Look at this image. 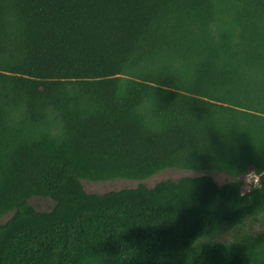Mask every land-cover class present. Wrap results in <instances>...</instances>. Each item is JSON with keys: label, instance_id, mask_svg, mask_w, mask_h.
Returning <instances> with one entry per match:
<instances>
[{"label": "trees", "instance_id": "obj_1", "mask_svg": "<svg viewBox=\"0 0 264 264\" xmlns=\"http://www.w3.org/2000/svg\"><path fill=\"white\" fill-rule=\"evenodd\" d=\"M174 168L230 178L82 183ZM11 212L0 264H264V230L208 241L264 213V0H0Z\"/></svg>", "mask_w": 264, "mask_h": 264}, {"label": "rangeland", "instance_id": "obj_2", "mask_svg": "<svg viewBox=\"0 0 264 264\" xmlns=\"http://www.w3.org/2000/svg\"><path fill=\"white\" fill-rule=\"evenodd\" d=\"M211 175L219 184H223L230 176L226 173L216 172V171H188L182 169H166L161 172L154 174L153 176L145 180H131V179H115L106 181H93L82 179V183L85 189L90 193H105L112 190H120L123 188L136 187L140 183H144L150 187L154 186L156 183L166 180V179H178L183 176L189 175ZM247 186L244 188V192H247L251 184L257 183V176L255 174H250L244 178ZM30 203L39 210H49L54 205V202L48 198L34 197L30 199ZM13 213H8L0 216V224L6 222ZM264 230V213L261 215L247 219L243 223L237 225L234 228H225L220 230L210 242L212 243H230V242H241L246 239L251 238L262 232Z\"/></svg>", "mask_w": 264, "mask_h": 264}, {"label": "built area", "instance_id": "obj_3", "mask_svg": "<svg viewBox=\"0 0 264 264\" xmlns=\"http://www.w3.org/2000/svg\"><path fill=\"white\" fill-rule=\"evenodd\" d=\"M257 179H258V177H257Z\"/></svg>", "mask_w": 264, "mask_h": 264}]
</instances>
